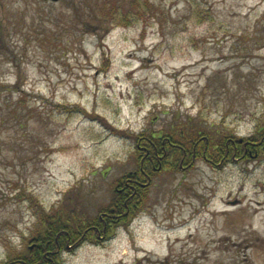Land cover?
<instances>
[{"label":"rangeland","instance_id":"374dc122","mask_svg":"<svg viewBox=\"0 0 264 264\" xmlns=\"http://www.w3.org/2000/svg\"><path fill=\"white\" fill-rule=\"evenodd\" d=\"M0 80L27 105L0 127V264L33 246L42 209L108 208L136 135L175 123L259 145L167 164L134 215L62 263L264 264V0H0Z\"/></svg>","mask_w":264,"mask_h":264},{"label":"trees","instance_id":"16d2710c","mask_svg":"<svg viewBox=\"0 0 264 264\" xmlns=\"http://www.w3.org/2000/svg\"><path fill=\"white\" fill-rule=\"evenodd\" d=\"M120 19L126 21L129 17L122 16ZM14 93L19 94L15 96ZM45 103L46 101L42 99L39 107H46ZM26 107V100L19 90V84L8 85L0 80V127L9 121L21 125L20 111ZM64 107L65 105L62 106L63 109ZM175 124L172 129L165 131V134L143 132L136 135L137 169L116 183L117 194L108 208H103L96 217L84 220L76 215L66 216L64 212L58 214L59 211L45 213L42 209L40 211L42 220L38 224L37 232L28 239L29 244L33 246L14 253L4 264H63L61 254L64 251H74L83 241L106 239L104 237L110 236L115 225L124 223L134 215L142 205L145 190L152 176L164 171L167 164L178 165L182 170L189 165L184 161L186 158L191 162L198 158L210 162L207 156L208 150L212 147L222 152L220 157L222 160L228 157H245L249 147L259 145L254 142L239 144L236 141L229 145L227 142L230 140L227 137L219 140L222 141L219 145H211L209 134L191 132L188 127H182L180 123ZM179 139L184 141L180 142ZM261 140L264 141V132ZM186 141H190V144ZM175 157L178 160L173 161Z\"/></svg>","mask_w":264,"mask_h":264},{"label":"bare ground","instance_id":"6f19581e","mask_svg":"<svg viewBox=\"0 0 264 264\" xmlns=\"http://www.w3.org/2000/svg\"><path fill=\"white\" fill-rule=\"evenodd\" d=\"M258 205H259V206H258V207H256V208H255V210H257V211H258V210H261V209H263L262 207H260V206H261V204H258Z\"/></svg>","mask_w":264,"mask_h":264},{"label":"water","instance_id":"95a60500","mask_svg":"<svg viewBox=\"0 0 264 264\" xmlns=\"http://www.w3.org/2000/svg\"><path fill=\"white\" fill-rule=\"evenodd\" d=\"M50 1H52V2H58L59 0H50Z\"/></svg>","mask_w":264,"mask_h":264},{"label":"flooded vegetation","instance_id":"af4514ba","mask_svg":"<svg viewBox=\"0 0 264 264\" xmlns=\"http://www.w3.org/2000/svg\"><path fill=\"white\" fill-rule=\"evenodd\" d=\"M111 221H113V220H111ZM109 225H111V224H109Z\"/></svg>","mask_w":264,"mask_h":264}]
</instances>
